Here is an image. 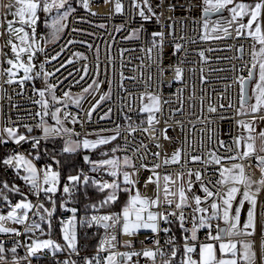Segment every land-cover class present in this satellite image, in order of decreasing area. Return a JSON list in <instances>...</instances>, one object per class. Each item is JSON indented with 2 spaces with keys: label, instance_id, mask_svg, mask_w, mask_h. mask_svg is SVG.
I'll use <instances>...</instances> for the list:
<instances>
[{
  "label": "built area",
  "instance_id": "built-area-1",
  "mask_svg": "<svg viewBox=\"0 0 264 264\" xmlns=\"http://www.w3.org/2000/svg\"><path fill=\"white\" fill-rule=\"evenodd\" d=\"M116 2L117 0H108V2L88 0L89 7L85 9L81 0H72L70 4L74 11L65 20L66 27L59 37L48 43L43 48L44 51L38 55L33 75L39 71L41 73L39 78L25 81L23 87L18 83L8 84L3 79L0 80L3 128H18L27 133L25 140L17 143L9 140L3 129L0 132V141H3L0 142V158L2 146H6L9 156L24 155L38 170L42 187H47L42 183L43 170L47 166L52 171H59L54 163L41 161L40 155L35 152L36 147H33L35 140H62V147L55 151V154H59L64 153L62 149L68 139L81 141L86 137L113 136L119 132L117 138L108 144L115 142L117 153L123 157H130L135 165V168L130 167L132 172L136 173L135 188L142 196L154 199L159 185L161 200H163L165 175L171 177L168 186L173 192H178L181 183L187 187V182L191 179L192 188L201 185L202 182L214 193L220 192L223 195L229 184L215 185V182L221 178L219 170L233 164H243L245 176L259 188L257 192L246 188L244 184H237L239 191L247 190L256 199L257 231L252 238L257 249V264H262L259 246L264 239V234L258 229L260 222L264 221V185L260 184L264 174L257 166L255 155L244 160L227 159L241 152L234 142L235 138L239 137V122L242 119L239 81L240 78H247L248 69L253 63L254 41L251 37H237L235 24L229 28L232 33L229 38H215L217 35L223 36V33H212L211 27L215 21L221 19V15L230 19V13L225 9L222 14L208 15L205 18L204 0H148V5L152 9L151 13L147 11L148 5L141 4L145 14L151 17L148 20H144L138 14L140 9L133 8V0H119L122 5L120 13L115 11ZM0 3H7V0H0ZM205 19L209 23L208 39L203 38L206 34L203 28ZM117 28L121 30L117 31ZM5 29L4 23L0 26V33ZM153 33H163L162 41L159 36L155 37V44L161 45L158 48L154 46ZM8 39L7 35L0 36L2 45L8 42ZM177 45L181 46L179 50ZM241 46L243 52L239 51ZM148 49H152L151 53ZM200 52L204 53L203 57L199 55ZM41 64L45 65L43 71L40 69ZM85 67L87 75L84 74ZM177 67L182 70L181 81L174 79ZM43 72L52 75L45 79ZM81 76L84 78L81 79ZM94 81L99 82V88L93 83ZM48 85L54 86V94L59 101L65 100V92H68L73 99L83 97L79 104L71 102L65 107L64 103L53 104L51 95L46 92L45 98L52 106L51 111L55 110V106L60 108L59 115L62 120H64V114L69 113L64 127L73 130L71 136L60 133L45 138L43 131L35 133L37 129L41 130L38 126L40 117H37L36 113L43 112L40 105L35 103L40 99L37 90L46 89ZM89 85L92 87L88 92H84L83 90ZM149 93L161 98V110L155 113V120L158 123L154 121L152 127L147 123L149 113L141 111L143 104L148 103L146 98L141 101V95ZM102 96L103 100H101ZM210 106L216 111L209 112ZM73 117L76 118V123L72 122ZM51 125L56 126L55 121ZM129 125L133 128L139 126V128L135 132H130ZM28 127L34 128L32 134L28 133ZM144 128H148V132H144L142 130ZM220 141L224 142L227 149L220 146ZM177 150L181 152L179 162L165 164L164 161H171L173 153ZM156 153L159 155H154ZM210 153L221 157V164L211 163ZM193 156H199L201 159L192 161ZM157 164L160 167L154 168ZM92 167L91 164H84L77 174L81 177V182L72 189L70 196L63 192V188L72 187L68 177L73 175L62 176L60 172L57 191L47 196L43 191L39 196L33 194L30 185L21 179L27 174L24 170L20 179L14 183V186L19 189V192L12 191L18 195L16 199L9 196V188H4V184H0V193L7 197L5 200L3 196H0V215H7L16 203L24 200L33 205V208L28 210L26 224L35 221L43 229V233L39 230L26 233L25 225L15 224L12 221L4 222L5 227L15 228L21 234L0 233V243H3L6 249L5 259L0 261V264H13L14 260L19 261V264H63L68 259L76 261V264H84V257H92L96 254L97 246L104 236V230L97 226L82 227L79 220L86 215L90 217L118 213L121 209L99 208L98 211L91 209L82 213L76 212L78 255L70 253L67 249L55 252L52 249H43L37 255L28 257V246L34 239L41 241L51 239L55 244H60L62 247L65 245L60 222L72 218L73 213L70 209L74 208L78 197V186L84 185L83 176L95 178L98 182L110 183L114 179L107 170L93 172ZM189 170L193 173L191 177L188 176ZM196 172L201 173V181H196L194 175ZM178 174H183V178L178 179ZM150 179L154 182L149 183ZM200 194L203 198L202 191ZM169 198L174 200L171 207L164 205L153 210L165 213L176 212L178 216L179 211L175 208L178 195ZM213 199L215 197L201 206H207ZM53 201L56 209L59 203L58 218L55 219L56 210L51 218V228L45 231L48 220H40V215L46 216V213L38 206L43 204L45 208L51 210ZM193 207L195 204L189 198V206L184 208L185 227L188 229L192 227ZM210 212L209 208L208 214ZM170 219L173 221L171 224L161 220L159 225L161 229L170 228L171 231L168 233L145 232L130 237L124 235L118 225L116 232L119 244L115 250L139 252L144 248H154L155 239H159L160 245L168 250L169 246L165 244V240L169 236H174L179 249L176 258L178 264L183 255L184 236H190L191 233L190 231L184 233L175 217ZM52 221H55L54 225L60 231L61 238L52 235ZM217 224V221H212L213 234ZM219 227L222 226L219 225ZM207 235V228L200 229L197 232V240L195 242L189 240L190 244L196 245V253L192 254L193 259L198 258L199 245L209 242L206 240ZM129 240L132 242V247H123L125 241ZM92 241L95 247L90 249ZM13 247H16L15 253L10 251ZM101 255L105 256L107 253H101ZM137 259L139 264H146V258L142 256L133 257V264ZM156 264H161L159 257Z\"/></svg>",
  "mask_w": 264,
  "mask_h": 264
},
{
  "label": "snow or ice",
  "instance_id": "snow-or-ice-1",
  "mask_svg": "<svg viewBox=\"0 0 264 264\" xmlns=\"http://www.w3.org/2000/svg\"><path fill=\"white\" fill-rule=\"evenodd\" d=\"M82 5L85 9L89 7L88 0H81ZM108 2V0H105ZM141 4L148 5V0H133V8L140 9L139 15L144 19L148 20L151 17L145 14L144 9L141 7ZM204 4L206 7L204 8L205 18L208 17L209 14H222L225 9L230 13V19L224 18L221 15V19L214 22L211 27L212 33H223V36L217 35L215 38H229L232 33L229 31V28L234 24L235 33L237 37L244 36L245 38L251 37L254 41L253 44V63L251 67L248 69L247 78H240V96H241V106L243 110V106L248 103L252 97L248 96V84L253 80L256 81L252 92L255 98V103L250 106V111L256 113L264 108V0H256L255 3H243V2H235V0H204ZM230 6V7H229ZM122 9V5L117 0L115 5V11L120 13ZM74 11L72 9L69 0H7V3H0V26L6 22L7 28L4 32L0 33V36L7 35L8 45L10 46L11 52L13 54L12 58L7 59L6 63L9 65L8 68L4 69L0 67V75L6 74L8 79L5 81L8 84L18 83L21 87H23L25 81H30L36 78H39L40 72H36L33 75L34 67L33 59L36 56L37 52H42L44 49L39 47L35 37H36V28L38 25V21H40L39 13L45 14V19L43 23L47 28L51 30L50 35L53 39L58 38V34L61 33L66 25L63 23L69 16V14ZM147 11L149 13L152 12L151 6L148 5ZM8 16H11L12 19H8ZM48 17H51V23H48ZM247 17V22H244V18ZM19 24V27H15V24ZM104 27V25H101ZM203 28L205 29L204 39H208L207 31L209 29V23L207 19L203 24ZM26 29H30L29 32ZM121 29L117 28V31ZM13 36L15 40L14 42ZM159 36L161 41L163 40V33H153L154 38V46L160 47L161 45L155 44V37ZM72 43V41H69ZM259 45V49H256V45ZM91 47V45H89ZM177 50L180 49V45H177ZM152 49H148V52L151 53ZM239 51L243 52V47L239 49ZM98 53V49H97ZM0 55H6L0 52ZM24 55H27V61L23 59ZM59 55V54H57ZM79 55V54H77ZM199 55L201 57L204 56L203 52H200ZM52 59H56V57H52ZM4 61H0V65H2ZM71 63V61H69ZM45 65L41 64L40 69L43 71ZM23 71V77L19 80H16L15 77L20 71ZM258 70V71H257ZM59 71V69H57ZM163 73V69L160 70ZM84 74L87 75V68L84 69ZM44 78L47 79L51 73L43 72ZM84 76H81L83 79ZM123 79V76H122ZM133 79H135L133 77ZM150 79V77H149ZM176 81L182 80V70L177 67L175 69V77ZM97 88H99V82H93ZM92 85H89L88 88H85L83 91L88 92ZM38 95L40 97L39 100H36L35 103L39 104L43 109V112H37L36 116L40 117L39 127L42 128L45 138L50 136H56L60 133H65L68 136L73 134V130L64 127V122L67 120L69 113L64 114V120L61 119L59 113L61 111L60 108H55L54 111H49V101L45 98L46 92L51 95V101L53 104L55 103H64L65 107H67L68 103L74 102L79 104L80 99L83 97H77L73 99L68 92L64 93L65 100L59 101L58 98L54 94V86L48 85L46 89L37 90ZM148 100L147 104H143L141 111L149 113L147 117V123L150 127L154 125L155 113L161 110V98L158 95L154 94H142L141 101L144 99ZM104 97H101L103 100ZM164 103H168V101H164ZM202 103V102H201ZM209 112H215L216 109L213 107H209ZM51 116L52 120L55 121L56 126H44L45 120L44 117ZM90 115V113H89ZM72 122L76 123V118H72ZM143 123V122H141ZM249 133V135L241 136L235 138V144L238 148L241 147V142H243V151L238 152L236 156L227 157L228 160H235L237 158L244 160L256 156L257 166L260 168L262 174H264V155H259L258 153L264 152V131L258 134V137L261 141V145L259 148L256 146L257 136L252 135L254 132V128L250 124H246L244 121L239 122ZM139 128H133L129 125L130 132H135ZM144 132H148V128L142 129ZM10 137L16 139L17 143L25 140L24 135H19L18 137L15 134L14 129L6 130ZM28 131L31 132L32 128L28 127ZM119 132L116 135L109 137H100L95 140H89L87 138L82 141H72L68 139L65 141V147L62 149L64 153H75L81 147L83 149H96L99 145H106L110 141L115 140ZM167 138V137H165ZM3 142V141H0ZM40 141L35 140L33 142V147H37ZM142 144V142H141ZM143 146V145H142ZM220 146H227L223 141H220ZM116 149L113 148L112 152H115ZM104 155H107L106 153ZM154 155H159L158 153ZM181 157L180 150H177L173 153L171 157V161L165 160L164 163H178ZM211 163L221 164L222 158L217 156L215 153H210ZM39 158L38 156L36 157ZM86 162L92 164V171L99 172L101 169H107L108 174L113 177L111 183L107 181L98 182L95 178H90L87 175L83 176V184L88 185L91 183L93 186L97 188L98 191L103 192L104 190H110L106 198L100 201L99 206L93 204L91 207L98 211L99 208H102L109 203H115L118 200L119 193L121 191L128 193V199L124 203L122 209L118 213H111L105 215H91L84 216L79 220L80 226H86L91 228L93 226H97L98 228H102L104 230V236L101 238L99 245L97 246L96 254L92 257H84V264H133V257H144L146 258V264L150 262V264H156L157 257L160 258L161 264H177V255H178V247L176 244V240L174 236H169L165 240V244L169 246L168 250H165L159 242V239H155V247L154 248H144L142 251H126L120 252L117 249L119 241L117 240V226H120V230L124 235L127 236H136L138 232L142 229L150 230L153 234H157L160 231L164 233H168L171 231L170 228H160V221L162 220L166 224H171L173 221L170 217H175L179 222L180 229L184 233H188L190 231L191 235L184 236V244H183V255L180 257L178 264H255V252L252 251V243L245 242L243 240L235 239L241 237L243 235L251 236L253 232H246L244 230L252 228L255 229V219H254V208L256 204V200L254 195L250 194L249 191L243 192V198L240 200V207L243 206L245 201H248L252 207H250L248 211V218L246 223L243 225V229L238 227L239 218H240V207L235 209V214L230 215L232 210V201L235 198V195L239 191V189L235 186L237 184H244L246 188H251L252 182L248 177L245 176L244 166L243 164H233L231 167H224L219 170L220 179L215 182V185L223 186L225 184L231 183L233 186L228 187L226 192L221 195L220 192H213L209 187L204 185L201 182V191L203 192V198L200 195H196L192 193L191 201L194 202L195 207L192 208V219L191 229L185 227L186 217L184 215V208L189 206V197L186 195L187 192L192 191V181L191 179L187 182V188L183 183L180 184L178 188V192H173L170 190L168 186V181L171 180L169 175H165L163 177L165 184L163 188V200H161L159 185L158 191L155 199H152L147 196H142L138 189L135 188L136 181L132 179V176L136 173H130L128 171H120V161L118 158H109L102 159L100 161H91L88 156L84 157ZM201 158L199 156L191 157L192 161H199ZM15 161V164L13 162ZM6 166H14L17 169L21 165H23L24 172L26 175L22 176L26 183L30 185V189L36 196H39L41 191L47 196L49 193H55L57 191V184L59 182V172L52 171L50 167H47L43 170V185L47 187H42L40 182V177L38 174V170L34 166L31 160L26 159L24 155L17 154L13 155L3 161ZM58 163V161H57ZM123 163L125 166L135 168V165L132 163L130 157L125 156L123 159ZM143 167V165H141ZM160 167L159 164L155 165L154 168ZM122 175V181L119 180V177ZM193 173L191 170L188 172V176L191 177ZM196 181H201V173L196 172L195 174ZM183 174H178V179H182ZM159 179V178H158ZM68 181L72 187L65 186L63 188V192L68 194L69 196L72 194V189L75 188L80 182L81 177L79 175H73L68 177ZM149 183L154 182L151 179L148 181ZM158 182V181H157ZM175 183V181H173ZM261 185H264V179L260 181ZM123 185V187H122ZM214 185V187H215ZM8 184H4V188H8ZM11 191L19 192V189L13 186ZM259 188L257 189V192ZM133 192L135 194H133ZM178 202L175 203V208L179 211V215L177 216L176 212H161L154 211L153 209H158L164 205L169 207L174 203L173 199L169 197H177ZM0 196H3L0 193ZM210 204L202 207L201 205L206 203L210 198H214ZM3 199L7 200L6 196H3ZM26 200V197H25ZM53 207L51 210L44 207L43 204H40L38 207L43 209V212L46 213V216L41 214L40 220L44 221L48 220V227L51 228V218L56 211L55 202L53 201ZM33 205L30 202H25L22 200L19 203H16L14 207L8 211L7 215H0V233H13L15 235H20L21 233L15 228H9L4 226V222L12 221L15 224L25 225V232H34L36 230L41 231L43 233V229L41 225L35 221L30 224H26L28 219V210L32 209ZM209 208L211 209L210 214ZM70 211L73 213V216L68 221L61 220V231L63 234V239L65 241V245L62 247L60 244H55L51 239L38 240L34 239L32 244L28 246V257L37 255L43 249H52L55 251H63L65 249L70 250V253L79 254V249L77 246V232H76V209L72 208ZM220 221L222 220L226 227H217L215 229V234H213L212 230V221ZM208 229V235L206 236V240L209 242L201 243L199 245V260L193 259L192 254L196 253V245L195 243H189V240L195 242L197 240V232L200 229ZM238 244L240 247L238 248ZM123 247L131 248L132 242L131 240L125 241ZM5 247L3 243H0V261H4L5 259ZM12 253L16 252V247L10 249ZM217 251L219 252V256H217ZM107 253V255L102 256L101 253ZM25 257V259H28ZM13 264H19V261L14 260ZM63 264H76V261L68 259L63 262ZM135 264H139V259L135 261Z\"/></svg>",
  "mask_w": 264,
  "mask_h": 264
},
{
  "label": "trees",
  "instance_id": "trees-1",
  "mask_svg": "<svg viewBox=\"0 0 264 264\" xmlns=\"http://www.w3.org/2000/svg\"><path fill=\"white\" fill-rule=\"evenodd\" d=\"M71 5V4H70ZM52 110V106L49 105V111ZM47 120L50 124L54 123L51 116H47ZM35 133H41V130L37 129ZM39 145L35 148V152L40 155L42 162H52L55 165V168L60 172L62 176L66 175H77L79 171L85 164L84 156L87 154L91 155V161L94 157L103 156L106 152L107 155H111L112 151L108 147L109 144L97 147L92 151H77L75 153H59L55 154V151L58 148L62 147V140L60 139H46L39 140ZM1 158H0V184H8V194L12 199H16L18 195L10 191V189L14 186V183L18 181L23 174L22 170H16L10 166L4 165L3 161L7 157L6 146L1 147ZM58 161V163H57ZM78 197L74 203V208L77 210V213H82L86 210L93 209L91 205L95 204L99 206L100 201L106 198L108 193L107 190L103 192L98 191L95 186L91 183L88 185H79L78 186ZM127 198V193L120 195L119 199L115 203H109L105 209L107 210H120L123 207ZM57 214L55 219L58 218L59 214V203H57ZM55 221H52V235L56 238H61L60 231L54 225ZM45 231H48V226H45ZM95 247L94 241L90 244V249ZM54 264V263H52Z\"/></svg>",
  "mask_w": 264,
  "mask_h": 264
},
{
  "label": "crops",
  "instance_id": "crops-1",
  "mask_svg": "<svg viewBox=\"0 0 264 264\" xmlns=\"http://www.w3.org/2000/svg\"><path fill=\"white\" fill-rule=\"evenodd\" d=\"M255 2H256V0L254 2H251V3H255ZM263 19H264V17H263ZM256 49L257 50L259 49V45L258 44L256 45ZM0 52L6 54V52H5V44L2 45L1 41H0ZM0 61H4V63L2 65H0V67H3L4 69H6V67H7L6 55H0ZM5 77H6V74L0 75V80L3 79V81H5ZM255 83H256L255 80H253L251 82V85H250V97H252V99L249 101V103L247 105H244L243 106V110H241V114H242L241 121H244L246 124H250L254 128V132L252 133V135L257 136L256 146H257V148H259L260 145H261V141H260V139L258 137V134L260 132L264 131V108H262L260 111H258L256 113H253V112L250 111V106L255 103V98H254L253 92H252V89H253ZM0 99H1V89H0ZM3 129L4 128H3V125H2V109L0 107V132ZM4 131H5V129H4ZM247 135H249L248 131L244 127L242 129H240V124H239V137H241V136H245L246 137ZM100 146H104V145H99L98 147H100ZM240 150L243 151V142H241ZM80 151H90V150H87V149H83L82 148ZM259 154H263L264 155V152H260ZM8 156L9 155L7 154V157ZM89 164H91V163H89ZM231 186H233V185L231 183H229V186H227L225 188L223 194L226 192L227 188L228 187H231ZM235 186L238 188L237 185H235ZM249 189H251L253 191H257L258 187L252 182L251 188H249ZM244 191L245 190L238 191L237 194L235 195V198L232 201V210L230 212V215H234L235 214V209L237 207H240V200L243 198V192ZM192 193H195L196 195H201L200 194L201 193V187H200V185H197L194 188H192V191L191 192H187L186 191V195L189 198H191ZM250 207H252V205L248 201H245L244 204H243V206L240 207V218H239L238 227H240L241 229H243V225L247 221L248 211H249ZM255 207H256V204H255ZM254 219H255V208H254ZM217 223L220 226H222V227H226V225L223 223L222 220L217 221ZM244 231H246V232H253V235H251V236L243 235V236L238 237V238H235V239L243 238V239H239V240H243L245 242H251L252 243V246H253L252 247V251L255 252V254H256L255 255V264H257V261H258L257 260V249L255 247V243H254L253 238H252L254 236V234L256 233V231H257L256 222H255V229L254 230L252 228H249V229H246ZM258 231L260 233H263L264 234V221L260 222ZM239 247H240V245L238 244V248ZM259 254L261 256V263L264 264V239H262V241L260 243V246H259ZM219 255L220 254L217 251V256H219ZM197 260H199V256H198Z\"/></svg>",
  "mask_w": 264,
  "mask_h": 264
},
{
  "label": "rangeland",
  "instance_id": "rangeland-1",
  "mask_svg": "<svg viewBox=\"0 0 264 264\" xmlns=\"http://www.w3.org/2000/svg\"><path fill=\"white\" fill-rule=\"evenodd\" d=\"M71 1H72V0H69V3H71ZM254 1H255V0H235V2H237V3H239V2H243V3H250V4H251V2H254ZM205 7H206V5H205ZM229 7H230V6H229ZM39 16H40V21H38V25H37V28H36V37H35V39H36L37 43L39 44V47L43 49L48 43H51L52 41L56 40L57 38H55V39L52 38V36L50 35L51 30H50L49 28H47V27L45 26V24L43 23V20L45 19V14L41 12V13H39ZM8 19H12V17H11V16H8ZM262 19H263V17H262ZM244 22H245V23L247 22V17L244 18ZM48 23H51V17H48ZM63 23L65 24V21H64ZM5 26H6V28H7V24H6V22H5ZM14 26H15V27H19L20 25L17 23V24H15ZM26 30H28L29 32L31 31L30 29H26ZM59 35H60V33L58 34V37H59ZM13 40H14V42H17V43H18V41L15 40V37H14V36H13ZM5 52H6V61H7V59L13 57V54H12V52H11L10 46L8 45V42L5 43ZM39 53H40V52H37V53H36V56H35L34 59H33V64H34L35 66H36V60H37V58H38ZM23 59H24L25 61H27V55H24ZM8 67H9V65L7 64V67H6V68H8ZM38 72H39V71H38ZM22 77H23V71L21 70V71L17 74V76L15 77V79H16V80H19V79L22 78ZM7 79H8V77H7V75H6V77H5V81H6ZM55 108H58V107L55 106ZM45 122H46V123H45L44 126H52V125L48 122V120H47V116L45 117ZM242 128H243V126L240 124V129H242ZM7 129H8V128L5 129V133H6L7 138H8L9 140H11V141L16 142V139H15V138L10 137V136L8 135V133H7V131H6ZM14 130H15V134H16L17 137H18L19 135H24V136L26 137V135H27L26 131H24V130L21 131V130H19L18 128H15ZM41 131H42V128H41ZM109 136H112V135H104V136H96V137H86V138L89 139V140H95V139L100 138V137H109ZM72 141H80V140H72ZM81 141H82V140H81ZM108 147L110 148V151H112L113 148H115L116 151H115V152H112L111 155H109V156H104V155H103V156H100V157H94V158L92 159V161H100V160H102V159H109V158H118L119 161H120V171H121V173H122L123 171H128V172H130V173H133L130 167L124 165V163H123V159H124V157L117 153V144H116L115 142H113V143L109 144ZM81 149H82V147H81L79 150H81ZM79 150H78V151H79ZM87 150H90V151H91V150H93V149H87ZM105 153H106V152H105ZM9 157H11V156L6 157L5 159H7V158H9ZM13 164H15V161L13 162ZM91 165H92V164H91ZM10 167H12V168H14V169H16V170H24V169H23V165H21V166L19 167V169H17V168L14 167V166H10ZM105 170H107V169L105 168ZM132 179L134 180V175L132 176ZM119 180L122 181V175L119 177ZM111 182H112V181H111ZM111 182H110V183H111ZM122 187H123V185H122ZM107 191L109 192L110 190H107ZM124 193H126V192L121 191V192L119 193V197H120V195H122V194H124ZM128 195H129V194L127 193L126 201H127V199H128ZM119 197H118V199H119ZM155 198H156V197H155ZM155 198H154V199H155ZM126 201H125V202H126ZM106 206H107V205H106ZM106 206H104V207H102V208L105 209ZM120 209H122V207H121ZM145 232H151V231H150V230H144V229H142V230H140V231L138 232V234H140V233H145Z\"/></svg>",
  "mask_w": 264,
  "mask_h": 264
},
{
  "label": "water",
  "instance_id": "water-1",
  "mask_svg": "<svg viewBox=\"0 0 264 264\" xmlns=\"http://www.w3.org/2000/svg\"><path fill=\"white\" fill-rule=\"evenodd\" d=\"M214 14H215V13H211V14H209V16H212V15H214ZM250 85H251V82L248 84V96H250ZM249 101H250V100H249ZM249 101H248V103H249ZM248 103H247V104H248ZM247 104H246V105H247ZM33 132H34V128H32V131H31V132L28 131L29 134H32ZM85 156H88V157L91 159V155H90V154H87V155H85ZM85 156H84V157H85ZM85 163H86V164H89V162H86V161H85Z\"/></svg>",
  "mask_w": 264,
  "mask_h": 264
}]
</instances>
